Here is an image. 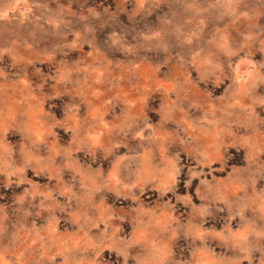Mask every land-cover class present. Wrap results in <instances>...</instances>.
<instances>
[{"label":"rangeland","instance_id":"1","mask_svg":"<svg viewBox=\"0 0 264 264\" xmlns=\"http://www.w3.org/2000/svg\"><path fill=\"white\" fill-rule=\"evenodd\" d=\"M0 264H264V0H0Z\"/></svg>","mask_w":264,"mask_h":264}]
</instances>
